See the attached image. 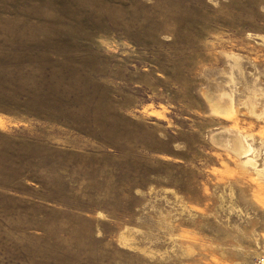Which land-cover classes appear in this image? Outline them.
Here are the masks:
<instances>
[{
  "label": "rangeland",
  "instance_id": "rangeland-1",
  "mask_svg": "<svg viewBox=\"0 0 264 264\" xmlns=\"http://www.w3.org/2000/svg\"><path fill=\"white\" fill-rule=\"evenodd\" d=\"M0 264H264V0H0Z\"/></svg>",
  "mask_w": 264,
  "mask_h": 264
}]
</instances>
